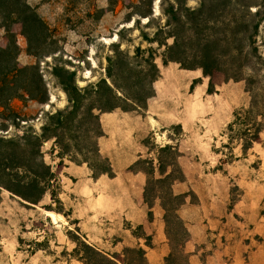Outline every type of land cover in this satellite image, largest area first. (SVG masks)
<instances>
[{
    "label": "trees",
    "instance_id": "trees-1",
    "mask_svg": "<svg viewBox=\"0 0 264 264\" xmlns=\"http://www.w3.org/2000/svg\"><path fill=\"white\" fill-rule=\"evenodd\" d=\"M153 1L133 3L128 22L134 17L151 19ZM253 7L260 4L248 0H200L199 7L192 9L169 1L163 8L165 25L153 38L143 34L149 44L165 48L164 65L177 63L185 70L201 69L205 77L221 73L227 81L245 82L250 104L236 110L226 127L224 135L228 142L223 145L227 150L224 164L236 159L235 143L242 146L245 156L264 131V44L259 42L264 14L260 10L253 12ZM17 24L22 26L30 55H43L47 29L36 10L28 0H0V31L8 34L7 47H0V108H9L18 98L48 104L49 88L40 67L18 64L20 48L13 32ZM122 32H119L120 40L125 39ZM121 47V42L113 44L114 54L108 58L106 77L83 87L77 81L76 71L56 66L53 74L67 96L68 106L48 113L41 133L29 128L22 136H0V201L2 192L7 191L27 208H34L49 192L57 207L47 210L71 217L72 212L66 210L59 197L58 176L44 160L42 147L51 140L60 158L69 157L75 164L86 163L94 179L102 175L115 177L110 161L100 154L97 141L94 145L80 143H89L93 138L98 140L103 135L100 114L118 109L124 112L146 110L148 100L155 96L153 85L161 75L152 46L137 47L133 56ZM157 152V165L155 160L139 159L132 170L147 175L144 201L150 209V221L154 218L152 209L156 201L164 211L165 234L170 246L165 264H190L185 245L191 235L179 214L190 194H176L173 189L176 183L185 181L179 163L182 154L177 146H163ZM222 169L220 166L219 170ZM156 170L160 178L154 177ZM73 222L78 224L77 220ZM137 228L143 234L138 236L132 232L134 236L144 239L146 248L153 247L152 238L143 227ZM68 236L75 243L70 253L73 259L83 264H121L116 256L90 244L79 228ZM146 248L126 247L123 264H150Z\"/></svg>",
    "mask_w": 264,
    "mask_h": 264
},
{
    "label": "rangeland",
    "instance_id": "rangeland-1",
    "mask_svg": "<svg viewBox=\"0 0 264 264\" xmlns=\"http://www.w3.org/2000/svg\"><path fill=\"white\" fill-rule=\"evenodd\" d=\"M169 1L176 6L184 5L192 9L200 5V0H154L151 19L134 17L128 22L129 13L132 12L131 6L137 3V0H28L47 29L46 40L43 55L33 57L28 51L22 26L15 25L13 32L17 36L20 48L18 64L20 67L33 64L40 67L49 88V102L40 104L18 98L10 103L9 108H0V136L4 138L22 136L29 128L41 133L42 127L47 122V114L68 106L67 96L59 84V79L53 74L56 66L76 71L77 81L83 87L106 77L108 58L114 54L113 44L121 42V49L129 52L130 56L134 55L137 47L147 49L152 46L157 54L156 63L160 74L165 73L164 81L159 85L160 90L166 91V95L172 100L171 105L176 103L172 109L176 112L180 123L176 122L169 128L159 131L158 133L164 134L163 139H157L154 135L144 139L146 151L140 159L155 160L157 165V151L163 146H177L182 156L183 151L186 154L192 153L194 146H210L216 170L222 166L223 169L220 171H223L226 165L224 154L227 152L223 145L228 142L227 136L224 135L226 127L233 120L236 110L249 106L250 95L245 90V82L227 81L221 73L206 77L205 90L197 89L195 92L194 89L199 87L204 76L201 69L185 70L177 63H169L167 66L163 64L162 54L165 48H159L157 44H149L144 40L143 34L147 33L153 38L159 28L165 25L166 16L163 8ZM248 1L258 2L260 7H253L252 11L260 10L264 14V0ZM138 19L140 20L137 21ZM120 31H123L125 36L123 40L119 39ZM172 42L173 40L170 39L169 43ZM259 42L264 44V22L260 28ZM7 45L8 34L5 30H1L0 47L6 48ZM262 50L264 51V46ZM232 104L235 105L233 110H231ZM136 112L144 114L146 110ZM262 134L256 141V146H264V132ZM95 141L97 139L93 138L89 143L80 144L94 145ZM238 146L241 145L235 143L233 146L234 155L238 154L236 150ZM42 152L45 162L58 176L61 199L62 182L66 178L62 174L59 150L51 140L44 144ZM64 159L72 162L69 157ZM254 166L261 167L264 176V162L254 159ZM143 167L147 166L143 165ZM154 177L160 178L157 170ZM224 179L226 181V178ZM239 195L240 190L232 186L231 206ZM190 196L191 201L195 202L196 197L191 193ZM63 204L67 211L72 212L70 218L47 210L48 207H57L49 192L37 207L27 208L9 192L3 191L0 201V264H83L70 256L75 243L69 238L68 233H76V228L80 229V227L72 208L64 202ZM156 205L164 219L160 202L156 201L154 206ZM75 220L78 224H74ZM126 227L138 236L143 234L138 226L131 228L126 224ZM80 231L81 235L92 244L86 233L81 229ZM136 239L142 238L136 237ZM220 241L226 243V235L220 237ZM117 242L118 238H111L108 243L95 247L116 256L117 261L123 264V250L126 247H120L117 249L119 251H115L112 244ZM142 243L143 245L134 244L130 248H146L144 239ZM205 255L206 252L204 257Z\"/></svg>",
    "mask_w": 264,
    "mask_h": 264
},
{
    "label": "crops",
    "instance_id": "crops-1",
    "mask_svg": "<svg viewBox=\"0 0 264 264\" xmlns=\"http://www.w3.org/2000/svg\"><path fill=\"white\" fill-rule=\"evenodd\" d=\"M164 78L165 73L161 72L154 84L155 96L148 100L144 114L122 110L100 114L103 135L97 143L100 154L110 161L115 177L102 175L94 179L86 163L59 158L66 178L61 199L72 208L92 245L102 246L111 238H118L112 244L115 251L143 245L126 224L131 228L142 226L152 237L153 247L146 249L150 264H165L170 246L157 205L152 209L153 220L148 217L150 209L144 201L147 175L133 171L132 166L146 151L144 139L150 135L163 139L164 134L159 131L180 123L172 109L176 103L171 105L166 91L160 90ZM206 79L201 78L195 92L205 90ZM234 107L232 104L231 110ZM236 150V160L226 163L223 171L216 170L210 146H194L192 153L183 151L180 158L185 181L176 183L174 192L196 197L192 202L189 196L179 212L191 235L185 245L190 264H264V176L261 167L254 166V159L264 162V146H256L255 142L246 156L241 146ZM232 186L240 190L233 206ZM223 235L226 243L220 241Z\"/></svg>",
    "mask_w": 264,
    "mask_h": 264
}]
</instances>
